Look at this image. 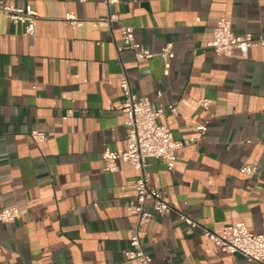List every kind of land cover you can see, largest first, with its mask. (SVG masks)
I'll return each mask as SVG.
<instances>
[{"label": "crops", "instance_id": "obj_1", "mask_svg": "<svg viewBox=\"0 0 264 264\" xmlns=\"http://www.w3.org/2000/svg\"><path fill=\"white\" fill-rule=\"evenodd\" d=\"M12 1L31 5L38 20L25 36L0 16V208L20 212L0 223V264H138L124 256L137 172L122 160L110 172L103 160L105 148L127 147L122 69L184 145L172 171L148 160L151 185L173 208L140 228L151 264H251L215 253L202 228L243 222L264 235V48L243 58L206 46L220 18L237 35L264 37V0ZM109 13L145 48L171 47L169 70L158 56L137 62L130 50L118 53L123 36L102 20ZM33 130L46 140L35 143Z\"/></svg>", "mask_w": 264, "mask_h": 264}, {"label": "built area", "instance_id": "obj_2", "mask_svg": "<svg viewBox=\"0 0 264 264\" xmlns=\"http://www.w3.org/2000/svg\"><path fill=\"white\" fill-rule=\"evenodd\" d=\"M78 1L85 2L86 0ZM117 1L105 0V3L109 8ZM1 15L6 16L13 23L21 24L25 36L34 34L38 15L31 5L18 6L12 0H0ZM102 20L107 22L110 27L112 23L119 24L118 31L123 36V44L116 46L118 53L122 50H130L137 62L158 56L163 61L165 71L169 70L170 61L175 55L171 47L165 46L160 51L154 52L140 44L135 39L134 29L122 25L117 15L109 13ZM64 21L73 25L77 18L66 15ZM206 47L224 57H231L238 51L243 58H246L251 48H264V37H254L250 33L237 35L231 22L226 18H220L213 31L212 40L207 43ZM119 89L123 96L121 111L126 116L127 147L123 152L105 148L103 160L110 172L117 170L119 160L128 163L137 172L133 183L135 197L126 204L135 214V226L129 240V248L125 250L124 256L126 261L151 264L150 256L145 251L141 241L140 228L151 222L157 215H169L173 208L166 201L164 192L151 185L148 160H159L169 171H172L184 145L183 142L174 139L166 125L157 122V119L165 111L156 108L148 99H140L133 93L129 78L123 69L119 79ZM199 104L207 108L208 101L201 99ZM168 111L175 112L176 105L168 106ZM198 130L201 135L204 134L207 130L206 124L199 125ZM30 135L35 143L46 140L45 134L39 130L31 131ZM200 140L201 138H195L190 141L196 143ZM255 170L254 166L247 168V172L251 175L255 173ZM19 217L20 212L17 207L0 208V223H12ZM180 219L191 227L198 225L189 216L181 214ZM202 234L212 244L213 251L217 254H239L251 264H264V235L250 231L243 222L227 225L220 231L202 228Z\"/></svg>", "mask_w": 264, "mask_h": 264}]
</instances>
